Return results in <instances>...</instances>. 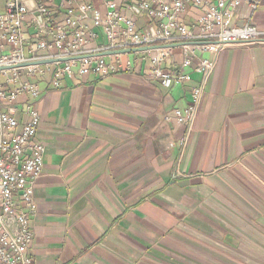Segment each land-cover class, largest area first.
<instances>
[{"label":"crops","instance_id":"1","mask_svg":"<svg viewBox=\"0 0 264 264\" xmlns=\"http://www.w3.org/2000/svg\"><path fill=\"white\" fill-rule=\"evenodd\" d=\"M108 1L75 3L104 13ZM112 1L137 29L147 25L135 0ZM58 3L47 4L56 21ZM234 13V25L251 17L264 32V0L253 14ZM34 16L24 18L30 37ZM92 30L90 47L104 45L103 32ZM143 52L107 56L114 73L72 74L55 88L47 72L28 77L40 92L36 139L44 145L33 264H264V42L218 53L184 148L185 126L165 117L188 106L200 76L164 89L147 75ZM181 60L173 50L174 65Z\"/></svg>","mask_w":264,"mask_h":264},{"label":"built area","instance_id":"2","mask_svg":"<svg viewBox=\"0 0 264 264\" xmlns=\"http://www.w3.org/2000/svg\"><path fill=\"white\" fill-rule=\"evenodd\" d=\"M135 2L139 14L148 22L142 29H137L135 20L124 16L112 0L105 3L104 13L92 6H77L75 0H59L60 21L47 7L52 0H5V12L0 13V77L5 80L3 83L0 80V264L34 263L30 254L31 219L36 216L34 187L43 170L44 145L36 139L40 117L35 104L40 92L28 77L47 72L55 88L72 74L84 77L114 73V64L107 62L103 53L156 48L143 52L151 65L147 75L164 89L191 82L192 72L200 76V81L191 88L188 106L183 111L175 110L172 117H165L185 126L186 135L180 141L184 148L198 119L204 87L213 74L218 53L232 45L264 42V32L252 24L251 17L242 26L233 24L237 9L247 7L253 14L262 0ZM28 14L35 15L34 37L24 31V18ZM189 14L195 18L186 22ZM92 29L103 32L104 45L90 47L98 38ZM164 45L176 47L161 48ZM175 48L181 50L179 65L173 61ZM53 49L56 55L43 56ZM63 59L68 61L58 62ZM44 60L53 63L35 65ZM167 61L173 65L164 67ZM132 65L128 60V69ZM10 84L11 89L7 90ZM23 98L26 100L21 105L22 120H18V103Z\"/></svg>","mask_w":264,"mask_h":264},{"label":"water","instance_id":"3","mask_svg":"<svg viewBox=\"0 0 264 264\" xmlns=\"http://www.w3.org/2000/svg\"><path fill=\"white\" fill-rule=\"evenodd\" d=\"M174 47H176V45H164V46H161V48H170V49H173ZM150 49H156V48H143V49H136V50H129L128 51H113V52H106V53H103L102 56H113V55H120V54H128L130 52H143V51H147V50H150ZM68 60H58V62L60 63H64V62H67ZM53 61H39L38 63H36L35 65H49V64H52ZM9 68L5 69V70H9Z\"/></svg>","mask_w":264,"mask_h":264},{"label":"rangeland","instance_id":"4","mask_svg":"<svg viewBox=\"0 0 264 264\" xmlns=\"http://www.w3.org/2000/svg\"><path fill=\"white\" fill-rule=\"evenodd\" d=\"M181 50L179 49V48H175L174 49V52H176V53H178V52H180Z\"/></svg>","mask_w":264,"mask_h":264}]
</instances>
